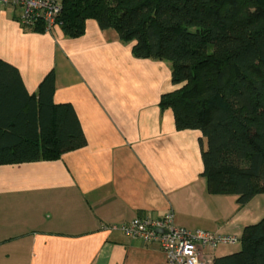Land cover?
<instances>
[{"label": "crops", "instance_id": "0c3cea01", "mask_svg": "<svg viewBox=\"0 0 264 264\" xmlns=\"http://www.w3.org/2000/svg\"><path fill=\"white\" fill-rule=\"evenodd\" d=\"M21 14L0 4V57L36 96L54 71V102L72 104L87 144L55 159L0 164V264H176L157 242L109 226L172 211L190 230L241 237L258 219L243 216L258 195L240 206L234 194L210 192L202 133L177 130L173 112L161 110L162 95L175 89L169 62L136 58L131 43L96 20L70 38L59 24L25 27Z\"/></svg>", "mask_w": 264, "mask_h": 264}, {"label": "trees", "instance_id": "16d2710c", "mask_svg": "<svg viewBox=\"0 0 264 264\" xmlns=\"http://www.w3.org/2000/svg\"><path fill=\"white\" fill-rule=\"evenodd\" d=\"M70 38L88 20L114 29L136 58L169 62L175 89L162 95L176 128L199 130L210 192L240 206L264 194V0H61ZM55 73L31 94L17 66L0 57V164L55 159L87 139L70 103H55ZM206 143V144H205ZM241 247L211 264H264V217Z\"/></svg>", "mask_w": 264, "mask_h": 264}, {"label": "built area", "instance_id": "2783aa9c", "mask_svg": "<svg viewBox=\"0 0 264 264\" xmlns=\"http://www.w3.org/2000/svg\"><path fill=\"white\" fill-rule=\"evenodd\" d=\"M61 0H0L1 5L21 7L20 22L25 27L45 25L51 30L57 23L62 11ZM109 228L120 229L126 235L147 243L157 242L168 259L176 264H211L208 251L222 245L240 243L236 234L213 233L205 230H190L175 222V214L155 218L151 214L138 216L121 226L110 225Z\"/></svg>", "mask_w": 264, "mask_h": 264}, {"label": "rangeland", "instance_id": "374dc122", "mask_svg": "<svg viewBox=\"0 0 264 264\" xmlns=\"http://www.w3.org/2000/svg\"><path fill=\"white\" fill-rule=\"evenodd\" d=\"M246 211H249V213L246 215V212H244V218L251 217L253 220L258 218L254 223L259 222L264 217V194H258V196L249 204V210ZM229 246H231L233 249L235 248L236 250V248L241 247V243Z\"/></svg>", "mask_w": 264, "mask_h": 264}]
</instances>
